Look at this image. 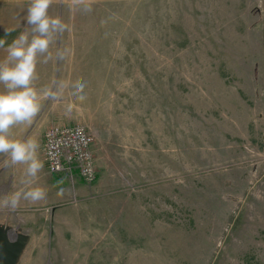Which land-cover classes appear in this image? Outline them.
<instances>
[{"label":"rangeland","instance_id":"rangeland-1","mask_svg":"<svg viewBox=\"0 0 264 264\" xmlns=\"http://www.w3.org/2000/svg\"><path fill=\"white\" fill-rule=\"evenodd\" d=\"M29 3L1 2L0 32L24 31ZM90 4L53 0L70 30L35 86L69 87L13 132L38 140L43 161L48 125H83L98 176L41 169L45 199L0 209L10 237H28L16 264H264V0ZM23 179L24 166L0 164V197Z\"/></svg>","mask_w":264,"mask_h":264},{"label":"clouds","instance_id":"clouds-1","mask_svg":"<svg viewBox=\"0 0 264 264\" xmlns=\"http://www.w3.org/2000/svg\"><path fill=\"white\" fill-rule=\"evenodd\" d=\"M53 0H30L27 7L26 27L24 31L7 44L6 55L0 59V157L3 167L24 166L26 188L10 195L0 197V209L15 211L21 200L38 202L46 197V190L33 187L38 173L43 168L39 159V142L35 138H16L13 129L20 125H30L40 113L42 102L61 97L69 84L54 81L51 86L37 88V66L43 57L45 62L51 59L50 47L69 25L60 17H53L49 9ZM70 6H82L85 12L91 11L90 0H70ZM5 39H0V48H5ZM69 50L57 51V59L63 60ZM82 81L71 84V95L84 101ZM71 111V105L68 106ZM63 195V190L58 192Z\"/></svg>","mask_w":264,"mask_h":264},{"label":"built area","instance_id":"built-area-1","mask_svg":"<svg viewBox=\"0 0 264 264\" xmlns=\"http://www.w3.org/2000/svg\"><path fill=\"white\" fill-rule=\"evenodd\" d=\"M92 136L81 124H50L42 134L47 171L69 182L91 184L97 179Z\"/></svg>","mask_w":264,"mask_h":264},{"label":"water","instance_id":"water-1","mask_svg":"<svg viewBox=\"0 0 264 264\" xmlns=\"http://www.w3.org/2000/svg\"><path fill=\"white\" fill-rule=\"evenodd\" d=\"M28 237L23 232H16L11 238L8 227L0 224V264H16Z\"/></svg>","mask_w":264,"mask_h":264},{"label":"crops","instance_id":"crops-1","mask_svg":"<svg viewBox=\"0 0 264 264\" xmlns=\"http://www.w3.org/2000/svg\"><path fill=\"white\" fill-rule=\"evenodd\" d=\"M6 0H0V3L1 2H5ZM14 28H17V27H14ZM12 27L11 28H9V29H7V30H4L3 32L1 31L0 32V39H5L6 40V45L5 46H7V44H10L11 42H12V40L13 39H15V38H13V35H15L16 34V32L15 33H13V31H12ZM12 35V36H11ZM42 161V160H41ZM42 163H43V170H45L46 168H45V163L42 161ZM47 170V169H46ZM79 182V181H78Z\"/></svg>","mask_w":264,"mask_h":264}]
</instances>
